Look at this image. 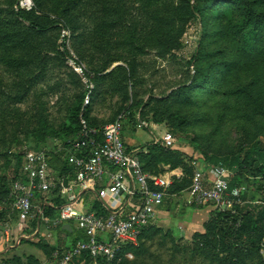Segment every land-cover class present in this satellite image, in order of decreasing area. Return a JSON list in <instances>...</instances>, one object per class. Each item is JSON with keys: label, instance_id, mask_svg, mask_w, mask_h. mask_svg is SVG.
Segmentation results:
<instances>
[{"label": "rangeland", "instance_id": "rangeland-1", "mask_svg": "<svg viewBox=\"0 0 264 264\" xmlns=\"http://www.w3.org/2000/svg\"><path fill=\"white\" fill-rule=\"evenodd\" d=\"M14 1L0 0V167L7 142L16 136L24 140L41 117L56 124L64 119L74 97L87 89L84 69L103 79L94 102L100 118L109 119L123 104L137 103L138 119L150 124L140 128L151 132L156 125L160 145L189 149L186 159L194 172L227 171L230 153L241 144L264 140V0H251L260 15L255 28L228 0L201 2L202 22L191 20L189 0H22L46 21L58 23L40 35L16 18ZM63 37L74 60L58 54ZM198 40L201 54L190 64ZM192 84L191 93L176 95L181 86ZM170 112L185 119L186 130H178V121H166ZM137 125L127 120L123 127L129 132ZM41 138L32 136L25 152L45 150L58 169L60 141ZM191 138L208 149L209 159L194 150ZM19 150L13 144L10 155ZM12 159L10 176L16 164ZM177 168L182 177L192 179ZM175 209L181 220L184 213ZM9 218L14 232L15 223L20 230L22 224L27 227L29 239H21L23 247L31 243L30 250L37 254L33 240L44 241L33 234L45 232L44 224L19 214ZM14 238L7 245L19 241V236ZM46 241L54 245L52 238ZM139 254L145 264H262L257 256L230 259L226 251L209 248L195 235L186 238L171 231L154 230Z\"/></svg>", "mask_w": 264, "mask_h": 264}, {"label": "trees", "instance_id": "trees-1", "mask_svg": "<svg viewBox=\"0 0 264 264\" xmlns=\"http://www.w3.org/2000/svg\"><path fill=\"white\" fill-rule=\"evenodd\" d=\"M21 0H15L17 6L14 14L19 21L27 23L29 30L35 34H44L51 29L58 28V23L55 21H46L41 16L37 15L31 9L22 8L19 6ZM204 0H189V13L192 21L202 22L205 10L203 9L201 2ZM237 4L244 12V18L248 26L258 27L260 15L251 0H228ZM264 38V35H263ZM59 56L65 60H74L68 51L67 39L63 37L62 43H60V49L58 51ZM201 54V45L199 40L195 54L190 59L189 63L192 64L199 59ZM78 64V62H75ZM84 77L87 79V89L79 92L73 99V101L66 108V114L64 119L59 123H51L45 117H41L34 128H30L27 132L26 138L23 140L21 137L16 136L11 142L6 143V161L0 167V222H6L11 216V201H12V184L17 178L20 177L23 158L25 155L24 146L29 145L30 138L35 136L39 141H43L41 136H52L54 139L60 141L64 151L59 152L58 146L56 148V158L61 164L58 169L55 168L52 155H49L50 166L56 174L66 173L71 171L72 166L69 165L66 158V151L74 149V144L79 142H85L79 149L73 150L78 156L89 155L92 145L91 140L103 141V129L105 125L114 122L121 114H124L123 126L127 120H130L133 124L139 123L138 119V104H129L124 107L122 105L118 113L110 117L109 119L100 118L95 113L94 102L97 96V90L102 82V78L98 75L93 76V73L88 70H82ZM97 74V73H96ZM113 75V74H111ZM97 84V85H96ZM194 85L181 86L176 95L183 97L191 93ZM127 96V94H126ZM128 98V96H127ZM143 115V113H142ZM145 116V115H144ZM140 119H144L141 117ZM178 121L177 127L179 131H184L186 121L181 118L178 113L170 112L167 122L171 124V121ZM162 123V121H157ZM125 128V127H124ZM189 143L195 151L203 154L205 158L209 159L208 149L200 145L196 139L191 138ZM13 144H16L20 150L16 153L10 152ZM180 145H185L181 141ZM34 148L38 149L36 145ZM147 152H140V159L143 163V168L146 172H155L159 170V164H169L172 168L181 167L186 171L188 175H194V167L189 164V159H186L187 155L179 149H166L160 144L149 143L145 145ZM12 157L16 158V164L14 167V175H9V170L13 164ZM228 167L227 170L232 172L229 175L230 187L245 185L248 191L243 194L242 199L246 201V205L240 207L236 206V212L230 211L223 212L217 209L213 212V217L205 225L204 233H196L195 239H199L201 242L211 248H219L228 253L230 259L234 257H254L257 256L259 261L264 264V257L261 254L262 241L264 238V140H258L252 144H241L235 151L228 155ZM217 166H220L217 164ZM193 178V177H192ZM192 183V179L182 177V179L175 180L173 182L171 193H179L182 190L189 188ZM37 205L44 208V214L49 218H55L59 214L61 206L66 203L65 196L61 193V188L58 187L53 191L47 193H37L34 199ZM262 205H255L260 204ZM47 203V204H46ZM255 203V204H253ZM99 213H107L103 208L98 211ZM13 214H18L13 212ZM37 221V218H33ZM62 225L57 228L62 229ZM147 229V228H146ZM143 231L140 236V241L146 231ZM67 232V231H66ZM81 240H86V234L79 236ZM26 241V240H24ZM44 241V240H43ZM23 242V241H22ZM27 242V241H26ZM41 249L47 251L48 254L53 255L58 252L60 256L63 249L58 246H49L47 242L35 243ZM131 252L134 256L137 253L135 245H126L123 248V254ZM125 258V257H124ZM135 258V257H134ZM133 258V259H134ZM86 260V264H91V257L87 254L83 257ZM126 259V260H125ZM123 259V264H128L127 258ZM6 264H41V262L33 256L26 255H14L11 259H6Z\"/></svg>", "mask_w": 264, "mask_h": 264}, {"label": "built area", "instance_id": "built-area-1", "mask_svg": "<svg viewBox=\"0 0 264 264\" xmlns=\"http://www.w3.org/2000/svg\"><path fill=\"white\" fill-rule=\"evenodd\" d=\"M19 6L26 8L22 0ZM124 117L121 114L114 122L105 125L102 142L90 141L92 148L89 155L78 156L74 152L85 144L77 141L74 151H66V158L80 177L77 181L80 191L104 183L108 176L106 184L97 190L98 197L107 207L114 202L123 204L138 197L140 204L129 212L117 208H111L107 213L85 210L82 193L66 191V176L56 175L50 166L48 152L27 151L24 155L20 177L12 184L11 212H17L27 219L37 218L39 225L50 227L75 221L87 236L86 240H79L64 255L59 256L56 252L54 264H75L78 260L84 263L83 257L87 254L92 259L91 264H123L124 257L133 259L131 252L122 253L123 248L138 243L143 231L152 224L157 210L164 204L170 183L166 177L152 176L144 170L140 152L130 148L124 140ZM138 126L149 127L150 124L140 120ZM165 139L169 142L170 135L167 134ZM64 150L61 144L58 145L59 152ZM106 165L118 170L109 172ZM229 175L232 172L218 168L217 174L210 178L206 177L204 170L196 169L188 188L191 203L196 206L211 205L223 212H236L237 205L246 203L242 196L248 188L245 185L231 188ZM58 187L62 188L66 203L61 206L58 216L49 218L34 199L37 193L45 194ZM5 234L7 238L12 235L9 220L5 223ZM261 246V252H264V238Z\"/></svg>", "mask_w": 264, "mask_h": 264}, {"label": "crops", "instance_id": "crops-1", "mask_svg": "<svg viewBox=\"0 0 264 264\" xmlns=\"http://www.w3.org/2000/svg\"><path fill=\"white\" fill-rule=\"evenodd\" d=\"M138 127V129L136 128ZM134 127L131 131H126V129L123 127V137L126 142V144L134 149L138 150L139 152H147V148H144L145 145L149 143H156L158 141V131L157 126L154 125L153 130L151 132L143 131L144 128H140L138 125ZM150 127V126H149ZM148 128V127H146ZM142 131H141V130ZM159 144V143H157ZM183 153H186L187 155L191 152L189 149H186L184 147H181L180 149ZM106 169L109 172H115L118 169L115 167H112L111 165H106ZM218 169V168H217ZM148 174L152 176H163L166 177L168 182L170 183L169 187L166 189L167 195L165 197L164 204L157 210L155 220L152 222V224L146 229L141 241L139 240L138 243L135 245L137 248V253L134 259H129L127 257L128 264H145L144 258H142V255L139 254V251L143 252L145 251L148 243V239H150V236L153 234L154 230L162 231V232H175L178 236L179 235H185V237H192L196 233H204L205 232V225L207 227V223L211 220L213 217L214 208L211 205H205V206H196L191 203L188 189L182 190L179 193H171L170 190L172 189L173 182L175 180H181L182 179V172L180 168H172L169 164L160 163L159 164V170L155 172L148 171ZM195 173V172H194ZM206 177L213 178L216 174H213L211 170L206 169L205 171ZM58 175H65L66 176V191H70L71 193H82L84 197V203L83 208L85 210L89 211H96L98 212L100 209H104L106 211H109L111 208H117L119 210H124L126 212H129L133 210L136 206L140 204V199L138 197H135L131 199L130 201H127V203H113L112 206L107 207L104 205L103 201L100 200V198L97 195V190H99L102 186L106 184V180L108 176L106 175L104 183L95 184L89 189L85 191H80L77 181H79V176L74 171V169H71V171L64 172L62 174ZM120 200V199H119ZM181 211L183 214V217L181 220H178L179 218L176 217V209ZM188 209L190 211H188ZM11 219L9 218V223L11 225ZM5 223L6 222H0V264H6V259H11L14 255H26V256H33L36 259H38L42 264H54L55 260L52 258L53 255L48 254L49 249L44 250L39 248V252L37 254L33 253V251L30 250L31 243H27V247H23V242L21 239H29V236L26 235L27 233V227L22 224V230L19 228L20 223H15L16 226L15 232L12 228V235L7 238L5 234ZM69 223L72 227V231L70 230H64L58 229L57 227H50L48 225L44 224L45 232H35L33 235H36L41 240H46L49 237L52 238V242L55 246L61 247L63 249L61 255H64L68 250L72 249L73 246L81 240L79 236L84 234L85 232L82 229H79L76 225L75 221H69L66 222ZM65 224V223H64ZM17 230H20V234L18 235ZM67 231V232H66ZM15 236H19V241H16L13 245H7L12 240H14ZM32 236V235H31ZM140 239V238H139ZM34 243H37L33 240ZM47 242V241H46ZM56 253V252H55ZM60 256V255H59ZM124 258V259H125ZM51 259V260H50ZM84 260V259H83ZM126 260V259H125ZM75 264H86V260H84V263L80 260L76 261Z\"/></svg>", "mask_w": 264, "mask_h": 264}, {"label": "water", "instance_id": "water-1", "mask_svg": "<svg viewBox=\"0 0 264 264\" xmlns=\"http://www.w3.org/2000/svg\"><path fill=\"white\" fill-rule=\"evenodd\" d=\"M62 228H63L64 230H70V231H72V227H71V225H70L69 223H65V224H63Z\"/></svg>", "mask_w": 264, "mask_h": 264}]
</instances>
